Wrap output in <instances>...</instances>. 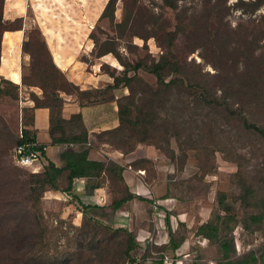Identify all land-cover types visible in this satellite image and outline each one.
I'll return each mask as SVG.
<instances>
[{
    "label": "rangeland",
    "instance_id": "1",
    "mask_svg": "<svg viewBox=\"0 0 264 264\" xmlns=\"http://www.w3.org/2000/svg\"><path fill=\"white\" fill-rule=\"evenodd\" d=\"M256 1L173 0L170 7L165 0H116L113 13L101 18L107 0H36L28 7L25 32L34 27L41 31L44 24L88 26L93 45L80 54L87 64L96 60L94 44L105 40L123 62L151 64L162 55L177 62L181 73L168 69L164 79L178 77L182 82L160 94L155 75L136 71L141 82L132 87L135 104L158 105L161 120L153 139L137 142L135 134L130 142L152 145L163 155L162 180L155 186L169 198L165 215L173 222L171 226L165 221L163 227L171 228L178 248L160 243L152 233L154 222L151 234L138 238L132 220L116 225L77 214L83 211L82 199L66 197L69 191L40 190L37 199H28L23 189L32 175L41 174L42 161L23 168L13 162L11 150L30 119L34 97H42L40 86L50 89L38 69L48 56L39 44H31L34 59L27 54L21 64L24 88L8 86L14 97L0 94V203L8 200L9 191L19 203L0 217V264H128L126 235L116 228L135 236L132 264H217L222 259L218 243L198 232L207 221L218 223V235L231 240L232 257L248 250L258 254L264 244V216L256 221L252 217L259 214L258 202L264 197V138L244 126L246 121L264 128V0L258 5ZM99 62H106L101 68L107 74L122 75L123 66L112 53ZM58 84L73 90L64 81ZM118 89L119 97L129 93L126 86ZM153 164L144 158L136 161L146 170L147 182L157 181ZM62 178L63 189L67 182ZM106 185L112 198L125 194L114 177ZM177 214L184 221L175 223Z\"/></svg>",
    "mask_w": 264,
    "mask_h": 264
},
{
    "label": "crops",
    "instance_id": "2",
    "mask_svg": "<svg viewBox=\"0 0 264 264\" xmlns=\"http://www.w3.org/2000/svg\"><path fill=\"white\" fill-rule=\"evenodd\" d=\"M3 0L2 17L7 22L16 18L22 19L21 28L5 29L1 33L0 39V80L1 78L17 84L21 89L22 83V61L28 56L22 51V42L25 39L26 14L28 7H33L36 0ZM36 15V14H35ZM46 45L49 49L53 62L64 72L68 82L72 84L76 92H60L63 99L61 105V117L69 119L73 114H80L81 121L87 133V141L84 143L88 147V159L91 160H112L118 164L121 176L128 191L134 197L119 207L111 205L112 196L107 187L108 177L101 186L93 188L89 186L90 181L84 177L75 178L71 189L65 193L66 197L72 195L79 196L82 200L83 211L81 212L96 217L103 222H111L116 225L131 222L132 231L138 238H146L151 234L150 225L155 223L152 233L160 239V243L169 241L168 231L164 229L168 200L166 196L157 193L156 182L161 181L163 155L158 148L152 145H136L134 148L122 151L108 143L96 138L95 134L104 130L113 129L118 126V108L116 99L119 97V89H113L111 94L114 99L105 100L101 95L91 96L85 91L103 89L108 84L113 83L112 77L107 74L101 66L106 62L103 55L96 58L95 62L87 64L80 58V54L87 53L93 45L89 36L91 31L86 25H51L40 26ZM112 69H117L116 65L107 62ZM115 74V73H114ZM32 89V87H29ZM94 99L87 102V97ZM30 119L24 124L34 132L38 145L43 146L44 156L42 164L47 161L53 162L56 166L63 164L62 153L68 149H78L77 143H52L49 133V109L44 106L30 109ZM144 158L151 160L156 168L157 181L147 182L146 170L142 166L136 165L137 159ZM38 166H40L38 164ZM105 184V185H104ZM56 192V191H51ZM139 196L142 199H138ZM148 209V213L145 210ZM144 210V211H143ZM153 211V212H152ZM125 212H128L126 215ZM125 213V214H124ZM158 214L157 218L155 215ZM184 216L185 213H180ZM171 216V215H170ZM174 222L184 221L179 214L173 216ZM172 226V218L168 220ZM153 235V234H152ZM178 248V247H177ZM177 250V249H176Z\"/></svg>",
    "mask_w": 264,
    "mask_h": 264
},
{
    "label": "trees",
    "instance_id": "3",
    "mask_svg": "<svg viewBox=\"0 0 264 264\" xmlns=\"http://www.w3.org/2000/svg\"><path fill=\"white\" fill-rule=\"evenodd\" d=\"M116 0H107L99 18L108 16L113 13V8ZM261 0L256 1L255 5H258ZM263 1V0H262ZM165 2L170 6H174L173 0H165ZM2 5L3 0H0V39L1 33L5 29H18L21 28L22 19L16 18L11 22H7L2 17ZM18 22L15 25L13 23ZM36 35L34 37V34ZM25 39L22 42V51L26 54H29L32 59L35 52L31 48V44H39V47L42 51H44L48 56V61L41 62L40 67L38 68L41 74H44V78L48 80V86L50 89L46 90L45 86H40L42 89V97H34V106H44L49 109V133L52 138V143H77L79 144L78 149H68L62 153L63 164L61 166H56L53 162L47 161V163L43 164V171L40 175H32V182L28 184L26 188L23 190L28 195V199H37L39 197V191L51 189L54 191H65L68 192L71 189L72 182L75 178L84 177L90 181L89 186L96 188L101 186L105 180L104 177H108V180L114 177L119 182H122L123 190L125 194L118 197L112 198L111 205L114 207H119L126 203L128 200L134 197L128 191L127 186L124 184V180L121 176L122 168L116 164L112 160H91L88 159V147L84 146V143L87 141V133L81 121L80 114H73L69 119H64L61 117V105L63 102L62 97L60 96V92H76V88L68 82L66 79L64 72L53 62L49 49L46 45L44 36L42 35L39 28L34 27L31 30L25 32ZM32 35V36H31ZM30 36L32 38H30ZM92 38V37H90ZM33 39V40H32ZM108 41V40H105ZM102 42L101 44L95 43L92 49V53L96 58L101 57L107 53H112L114 57L120 62L123 66V73L121 76L117 74H109L113 83L108 84L103 89L94 90L92 92L85 91L83 93H87L93 97L101 95L103 99H114V96L111 94L113 89H116L120 86H126L129 89V93L118 97L116 99L117 108H118V120L119 124L117 127L109 130H104L99 133H96L95 136L97 139L102 140L109 145L120 149L122 151H127L134 148L137 142H142L146 140L153 139V134L158 132L157 125L158 120H161L159 116V108L158 105L144 102H138L135 104L134 94L132 91V87L134 83L141 82L140 79L136 76V71L138 69H143L146 72H149L156 77L157 81V92L160 94L161 91L169 90L171 86H179L182 80L178 77L171 78L166 81L164 79L165 72L169 69L170 71L181 73L180 68L176 61L168 60L166 55H162L161 58L156 61L148 64L144 61H137L135 63L123 62L120 60V56L116 52V50L109 46L111 41ZM168 46L172 45L171 38H168ZM34 46V45H33ZM43 64V66H41ZM36 70V69H35ZM131 70L134 73L132 75H128L127 72ZM23 77V75H22ZM60 81H64L65 84H68L73 87V90L68 91L64 88H60ZM144 85V83H141ZM196 83L190 84L189 87H193ZM18 88V85L1 78L0 80V94H6L14 97V90L9 89ZM146 86V85H145ZM78 92V91H77ZM87 97V102H92L94 99H89ZM44 99H47L43 102ZM144 99V98H143ZM126 100V102H125ZM72 126V130L69 134L66 133V129ZM160 126V125H159ZM244 126L246 128H251L256 131L264 138V128L258 126L253 122L244 121ZM164 133H168L167 129L163 126ZM131 132L132 135L130 133ZM23 136L22 138H17L16 144L19 143H34L35 134L33 131L23 128L22 130ZM136 134L139 135L137 142L132 141L130 139H134ZM121 140L122 144L117 145L116 140ZM120 142V143H121ZM33 149L39 150L41 154V158L44 156V149L41 145L33 146ZM63 175L66 179V186L62 189L59 185V182L63 179ZM109 180V181H110ZM9 196L8 200H5L0 203V217L1 215H5L4 213H11L13 208L16 210L18 204L8 192ZM138 199H142L139 196H135ZM27 199V198H26ZM258 206L260 208L259 214L257 216H253L252 219L256 221L264 216V197L261 198L258 202ZM223 210H227L228 208L224 206ZM225 210V211H226ZM229 218V217H228ZM91 221L97 222V219L89 217ZM168 216H166V223H168ZM118 231H123L126 235V248L125 254L129 260L128 264L133 263V257L130 256V251L136 247L135 236L128 230L123 228H116ZM171 228L168 226L169 231V247L172 250H175L178 247V243L176 242L173 234L170 230ZM198 232L203 234L208 240H213L217 242L221 251H222V259H220L217 264H264V244L259 247L258 254L255 253L254 250H248L238 257H232L231 253V240L226 236H219V225L218 223H213L211 221L204 222L198 226ZM2 239V237L0 236ZM161 263V259L160 262Z\"/></svg>",
    "mask_w": 264,
    "mask_h": 264
},
{
    "label": "built area",
    "instance_id": "4",
    "mask_svg": "<svg viewBox=\"0 0 264 264\" xmlns=\"http://www.w3.org/2000/svg\"><path fill=\"white\" fill-rule=\"evenodd\" d=\"M22 130L23 128L19 130V138H22L23 136ZM36 145H38L36 142L16 144L11 150V158L13 162L18 166L27 169L34 168L36 164L40 165V161H42L40 151L33 149V146Z\"/></svg>",
    "mask_w": 264,
    "mask_h": 264
}]
</instances>
